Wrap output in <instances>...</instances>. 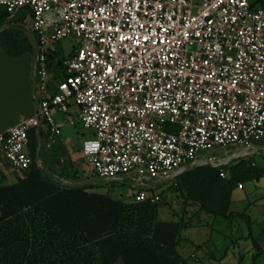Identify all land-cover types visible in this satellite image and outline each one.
Listing matches in <instances>:
<instances>
[{
  "label": "built area",
  "instance_id": "built-area-1",
  "mask_svg": "<svg viewBox=\"0 0 264 264\" xmlns=\"http://www.w3.org/2000/svg\"><path fill=\"white\" fill-rule=\"evenodd\" d=\"M0 5L12 15L30 10L40 48V111L0 133V148L15 170L26 171L33 162L26 151L29 132L42 115L56 133L55 108L67 113L71 103L79 107L84 127L95 132L83 144L93 177L108 181L134 173L164 177L200 161L205 150L245 149L264 138L260 0H0ZM66 38L81 46L64 62L59 93L48 97L42 49ZM136 196L139 202L161 200L145 188Z\"/></svg>",
  "mask_w": 264,
  "mask_h": 264
},
{
  "label": "trees",
  "instance_id": "trees-1",
  "mask_svg": "<svg viewBox=\"0 0 264 264\" xmlns=\"http://www.w3.org/2000/svg\"><path fill=\"white\" fill-rule=\"evenodd\" d=\"M10 16L6 8L0 12V28L12 25L7 21ZM0 42L8 52L22 53L29 39L12 26L0 32ZM38 145L35 127L29 132L30 168L16 170L12 182L0 174V264H188L180 248L191 239L184 238L183 231L190 219L204 213L214 219L244 221L250 231L246 239L254 243L253 264H261L264 248L256 235L257 220L250 206L234 211L232 204L234 191L246 180H261L264 171H234L229 182H219L210 173H199L200 169L185 172L183 216L163 220L162 197L157 203L127 202L102 192L94 183L68 186L63 174L37 163ZM74 176L78 181L79 173ZM194 206L199 209L189 216L188 207ZM206 245H196L197 251Z\"/></svg>",
  "mask_w": 264,
  "mask_h": 264
},
{
  "label": "rangeland",
  "instance_id": "rangeland-1",
  "mask_svg": "<svg viewBox=\"0 0 264 264\" xmlns=\"http://www.w3.org/2000/svg\"><path fill=\"white\" fill-rule=\"evenodd\" d=\"M16 19L21 20V23L26 29L33 27V18L28 9H22L16 14ZM25 29V28H23ZM81 46V43L74 38H66L59 43L53 44L47 49H42L46 62L51 70L49 75V88L52 83L59 82L64 76V70L59 68L60 64L71 56L74 51ZM170 131L175 129L169 126ZM62 136H71L77 144V148L83 144L87 139L94 138L95 132L92 129H87L81 124L69 125L62 129ZM60 137H58L59 139ZM42 153L43 157L47 153L46 143L47 137L43 135ZM57 139L54 140V143ZM253 147L262 148L260 152L243 154L241 157L232 159L228 164L222 166L203 165L195 169H200L199 173H210L217 177L219 182H229L234 178V171L244 170H262L264 171V138L256 140ZM26 151L30 153V148ZM49 151V150H48ZM53 151V150H50ZM244 147L213 148L203 151L200 154V160L210 161L215 159L219 164L221 160H227L236 154L243 153ZM217 165V164H215ZM90 163L85 165L84 176L87 180H93V170ZM195 169L191 170L194 171ZM53 170V169H52ZM224 170L226 177H218V174ZM184 174V173H183ZM183 174L167 180L161 186L147 189L150 194H160L162 197V207L160 210V217L163 220H179L183 216L184 197L183 190ZM202 175V174H201ZM141 178L139 174L128 175L126 179H118L114 181L104 180L100 183H94L99 186V190L107 192L116 198L133 202L137 199V192L141 190L138 179ZM145 185H149L145 181ZM175 186V187H174ZM148 188V186H146ZM145 188V189H146ZM250 206L249 212L257 220L256 235L260 236V243L264 248V178L261 180H246L233 193L232 210L245 211ZM196 206L188 207L189 216L192 215L193 210H198ZM188 216V217H189ZM189 227L183 231V237L191 239V242L185 241L180 248V252L187 259L188 264H253L252 255L255 252L254 243L248 238L250 233L247 224L242 220L234 222L226 221L223 218L214 219L204 213L200 218L190 219L188 221ZM240 239L238 244H233V240ZM207 245L197 251L196 245ZM212 254L215 258H212ZM264 264V257L260 261Z\"/></svg>",
  "mask_w": 264,
  "mask_h": 264
},
{
  "label": "crops",
  "instance_id": "crops-1",
  "mask_svg": "<svg viewBox=\"0 0 264 264\" xmlns=\"http://www.w3.org/2000/svg\"><path fill=\"white\" fill-rule=\"evenodd\" d=\"M4 8L5 7H0V12H3ZM16 14H11L10 18L7 20L8 22H11L12 25L5 24L0 28V32L13 26L15 29L19 30L23 36H26L29 39V44H27L25 51L22 53H10L2 47L0 42V133L8 131L23 118L32 117L39 113L40 102L43 100V95L39 90L40 76L38 73L37 60L38 49L40 52V48L37 45V38L35 39L33 37L32 33L34 35L35 33L33 32L32 28L26 29V27H24V25L21 23V20L16 19ZM30 14L32 15L31 12ZM22 38L25 39L24 37ZM73 54L71 56H73ZM71 56H69V58ZM59 68L64 70V76L61 81H54L49 88V75L51 71H54V69L51 70V67H49L46 62L48 97H53L59 93V86L65 79L66 69L64 63H61ZM35 79L37 80L36 93H34ZM55 113L59 126L58 132L53 133L46 120L41 127L43 135H46L47 137V153H45L43 157L42 136L41 145L40 143L38 145V149L40 148V163L43 166L53 169L56 173L63 174L65 182L67 183L84 182L87 180L85 179L83 173L85 170V165L90 163L93 167L92 161L83 154L84 142L80 148H77V144H75L71 136L61 135L62 129L68 127L69 125H76L79 123L84 126L81 120L80 109L77 105L71 103L69 112L64 113L55 108ZM58 137L60 138L58 139ZM56 139L57 142L54 143V140ZM9 164L10 163L8 162L6 154L0 148V174L5 173L8 175L10 179L9 181L12 182L16 180L18 172H16L13 167H9ZM76 173H79V177L77 179L78 181H76L74 178ZM145 181L147 180L143 179L144 183H146ZM147 182L149 185H139L150 187V182Z\"/></svg>",
  "mask_w": 264,
  "mask_h": 264
},
{
  "label": "water",
  "instance_id": "water-1",
  "mask_svg": "<svg viewBox=\"0 0 264 264\" xmlns=\"http://www.w3.org/2000/svg\"><path fill=\"white\" fill-rule=\"evenodd\" d=\"M33 37L36 39L35 35L32 33ZM39 57H40V52H39V49H38V60H37V66H38V62H39ZM36 90H37V80L35 79L34 80V93H36ZM45 122V116L42 115L41 117V120H40V125L38 126L37 128V134H38V139H39V143L41 145V127L42 125L44 124ZM262 150V148H259V147H246L243 151L244 154H251V153H256V152H260ZM235 156L229 158V159H225L224 161H222L221 163L215 165L213 164L211 161H206V160H200L198 162H195V163H191L187 166H185L184 168L170 174V175H167V176H164L160 179H155L154 177H151V176H145L144 178L150 182V187L146 188L145 185H139L140 188H146V189H153V188H156V187H159L161 186L164 182H166L167 180H170V179H173L179 175H181L182 173H185V172H188V171H191L195 168H197L198 166H203V165H212V166H222L224 164H228L232 159H234ZM36 161L37 163L42 166V164L40 163V148L38 149L37 151V154H36ZM128 178V176H122V177H119L115 180H118V179H126ZM105 179H101V178H95L94 180H91V181H84V182H78V183H67L65 182L68 186L70 187H83L85 185H88L90 183H100V182H103ZM156 185V186H155Z\"/></svg>",
  "mask_w": 264,
  "mask_h": 264
},
{
  "label": "bare ground",
  "instance_id": "bare-ground-1",
  "mask_svg": "<svg viewBox=\"0 0 264 264\" xmlns=\"http://www.w3.org/2000/svg\"><path fill=\"white\" fill-rule=\"evenodd\" d=\"M239 154H241V153H239ZM239 154H236V155H239ZM144 177H145V176H141V178L138 179L137 182H138L139 184H146V183L143 182V179L146 180ZM151 177H153V176H151ZM154 178H155V179H160V178H162V177H155V176H154Z\"/></svg>",
  "mask_w": 264,
  "mask_h": 264
}]
</instances>
